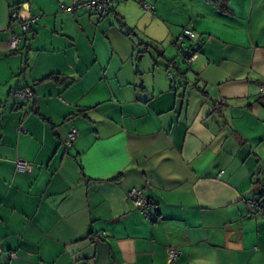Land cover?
I'll return each instance as SVG.
<instances>
[{
	"label": "crops",
	"instance_id": "obj_1",
	"mask_svg": "<svg viewBox=\"0 0 264 264\" xmlns=\"http://www.w3.org/2000/svg\"><path fill=\"white\" fill-rule=\"evenodd\" d=\"M72 1L0 0V264H264V0Z\"/></svg>",
	"mask_w": 264,
	"mask_h": 264
},
{
	"label": "built area",
	"instance_id": "obj_2",
	"mask_svg": "<svg viewBox=\"0 0 264 264\" xmlns=\"http://www.w3.org/2000/svg\"><path fill=\"white\" fill-rule=\"evenodd\" d=\"M137 2L138 0H73L70 6H60V11L64 13H69L75 19L77 13L84 12L89 14H94L97 16H108L110 13L111 6L118 3H127V2ZM140 6L143 11H151L152 7L146 3H140ZM9 19L11 23L19 24V28L23 36H28L31 33L32 27L37 23L38 17L27 16L21 18L20 12H12L9 14ZM195 39V33L189 29H182L181 33L174 39L173 46L181 53H185L186 43ZM20 45V36L11 33L8 39V48L10 51H17ZM188 57L185 58L184 63L187 67H191L194 61L197 58L196 52L188 53ZM169 79L172 80V74H169ZM261 91H264L261 88ZM13 96L23 103H32L34 102V94L30 89H21L16 90L13 93ZM77 134L75 130H71L65 141L63 142V147L69 149L72 146V143L76 140ZM17 171L24 172L27 169V164L22 161H17L16 163ZM128 201L140 212L143 218L146 221H149L152 217V210L154 205L149 201L145 196L144 192L140 189H132L126 194ZM248 206L255 217H260L264 219V203L259 198H255L247 201ZM1 254V248H0ZM166 254L169 262H173L179 256V251L169 247L166 250Z\"/></svg>",
	"mask_w": 264,
	"mask_h": 264
},
{
	"label": "trees",
	"instance_id": "obj_3",
	"mask_svg": "<svg viewBox=\"0 0 264 264\" xmlns=\"http://www.w3.org/2000/svg\"><path fill=\"white\" fill-rule=\"evenodd\" d=\"M133 2H135V1H133ZM135 3H138V4L140 5V3H144V2L138 0V1L135 2ZM180 33H181V32H180ZM178 52H179V51H178ZM179 53H180L181 56L184 55V58H187V57H188V55L185 56L184 52H183V53L179 52ZM256 198H259V199L262 200V202L264 203V194H263V193L260 194V195H259L258 197H256ZM254 199H255V198H254ZM252 214H253V213H252Z\"/></svg>",
	"mask_w": 264,
	"mask_h": 264
},
{
	"label": "rangeland",
	"instance_id": "obj_4",
	"mask_svg": "<svg viewBox=\"0 0 264 264\" xmlns=\"http://www.w3.org/2000/svg\"><path fill=\"white\" fill-rule=\"evenodd\" d=\"M127 3H131V2H127ZM134 3H135V2H134ZM123 4H126V3H123ZM140 7H141V6H140ZM153 57L155 58L156 56H152V58H153Z\"/></svg>",
	"mask_w": 264,
	"mask_h": 264
},
{
	"label": "water",
	"instance_id": "obj_5",
	"mask_svg": "<svg viewBox=\"0 0 264 264\" xmlns=\"http://www.w3.org/2000/svg\"><path fill=\"white\" fill-rule=\"evenodd\" d=\"M185 54H187V52H185Z\"/></svg>",
	"mask_w": 264,
	"mask_h": 264
}]
</instances>
